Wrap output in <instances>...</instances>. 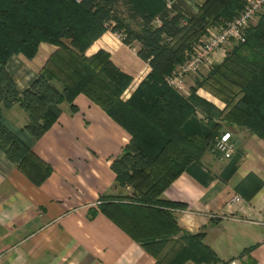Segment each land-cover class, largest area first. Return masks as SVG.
<instances>
[{
	"label": "trees",
	"instance_id": "1",
	"mask_svg": "<svg viewBox=\"0 0 264 264\" xmlns=\"http://www.w3.org/2000/svg\"><path fill=\"white\" fill-rule=\"evenodd\" d=\"M169 0H0V153L35 186L52 168L33 145L57 123L61 106L77 112L86 96L130 135L112 163L115 188L130 192L102 196L101 213L139 243L157 264H214L215 252L204 234H187L174 211L184 205L165 200V191L213 149L222 124L248 129L264 141V13L190 94L167 83L186 53L207 33L244 9V0H205L186 17ZM123 44L138 46L137 57L151 71L130 98L123 95L133 77L111 54L87 51L107 31ZM98 42L91 52L102 46ZM43 44L56 50L31 85L21 90L8 70L16 56L32 61ZM205 89L225 104L223 110L200 97ZM19 106L27 123L18 131L2 121V109ZM96 212L91 211L94 217Z\"/></svg>",
	"mask_w": 264,
	"mask_h": 264
},
{
	"label": "crops",
	"instance_id": "2",
	"mask_svg": "<svg viewBox=\"0 0 264 264\" xmlns=\"http://www.w3.org/2000/svg\"><path fill=\"white\" fill-rule=\"evenodd\" d=\"M204 2L176 0L175 8L192 17ZM101 40L103 45L91 52ZM136 49L107 31L87 51L88 57L108 52L133 77L124 101L151 71ZM18 60L29 62L14 57L8 64L13 76L20 68L13 67ZM198 95L225 108L201 89ZM75 105L77 112L63 104L57 123L33 145L35 154L52 168L40 186L0 153V264H157L99 210L102 196L130 192L115 188L111 168L130 135L86 96L79 95ZM225 132L232 135V158L208 151L163 198L184 205L174 211L180 228L187 234H204V243L218 258L214 264H264V141L236 125L222 124L219 136ZM235 196L242 201L232 203Z\"/></svg>",
	"mask_w": 264,
	"mask_h": 264
},
{
	"label": "built area",
	"instance_id": "3",
	"mask_svg": "<svg viewBox=\"0 0 264 264\" xmlns=\"http://www.w3.org/2000/svg\"><path fill=\"white\" fill-rule=\"evenodd\" d=\"M75 1L80 3L81 0ZM262 13H264V0H245L244 9L236 18L214 31L210 30L206 39H201L191 47L184 63L167 78L169 86L186 94L187 79L198 75L204 67L212 65L217 57L225 56L233 45L244 43L246 31ZM118 38L121 40L120 35ZM212 153L223 159L232 158L235 147L231 133L225 132L215 139ZM241 201L239 196H235L232 203L237 204Z\"/></svg>",
	"mask_w": 264,
	"mask_h": 264
},
{
	"label": "rangeland",
	"instance_id": "4",
	"mask_svg": "<svg viewBox=\"0 0 264 264\" xmlns=\"http://www.w3.org/2000/svg\"><path fill=\"white\" fill-rule=\"evenodd\" d=\"M170 1V2H169ZM168 2H169V7H173L174 5H175V3H176V0H169ZM199 0H190V2H192V3H194V2H198ZM245 1V0H244ZM263 14V13H262ZM261 14V15H262ZM261 15H259V17L255 20V22H254V24H253V26L254 25H256L257 23H258V21H259V18H260V16ZM217 29V27H209L208 28V30H207V33L205 34V35H203V37L201 38V39H206V37H207V35H208V32L211 30V31H214V30H216ZM110 31V30H109ZM111 32V31H110ZM115 34V36L117 37V39H119L118 38V35L116 34V33H114ZM102 38V37H101ZM100 38V39H101ZM99 39V40H100ZM200 39V40H201ZM97 42V41H96ZM95 42V43H96ZM122 42V41H121ZM197 42H199V41H197ZM196 42V43H197ZM94 43V44H95ZM123 43V42H122ZM135 46V45H134ZM236 45H233L229 50H228V52L226 53V55L225 56H219V57H217V59H216V62H214L212 65H216V64H220V63H222L223 61H224V59L232 52V50L234 49V47H235ZM128 48H131L132 49V47H129V46H127ZM56 50V48L55 47H53V46H49V45H46V44H43L42 46H41V48H40V51H39V54L37 55V57L35 58L36 60H35V62H33V61H29V62H22L21 60H20V62H19V60L18 61H15L14 63H16L13 67L15 68V67H20L19 68V70L17 71V73H16V76H14V78H15V80H16V82H17V84H18V86H19V88L21 89V90H24V89H26V88H28L30 85H31V83H32V81L37 77V75L39 74V72L41 71V69L44 67V65L46 64V62H47V60L49 59V57H50V55L54 52ZM104 51V50H103ZM187 54V53H186ZM185 59H186V56H185ZM184 59V60H185ZM24 61V60H23ZM13 61H11V63H12ZM184 63V62H183ZM183 63H181L180 65H182ZM180 65H178V67L180 66ZM212 65H210V66H208V67H204L202 70H201V72L198 74V75H196V76H192V77H190V78H188L187 79V83H186V94L188 95V94H190V90L192 89V88H194L195 87V85H196V79L199 77V78H205L207 75H208V73H209V71H210V69H211V66ZM178 67H176V69L178 68ZM175 69V70H176ZM175 70H174V72H175ZM9 72L10 73H13V71H10V68H9ZM173 72V73H174ZM132 84V83H131ZM201 90H203V91H205V92H207L205 89H201ZM199 91V90H198ZM207 93H209V92H207ZM197 94H198V92H197ZM201 94H203L204 95V93L203 92H201ZM210 94V93H209ZM212 95V94H211ZM213 96V95H212ZM214 97V96H213ZM210 98L211 100H213V101H216L214 98H216V97H214V98ZM206 100V99H205ZM219 100V99H218ZM221 101V100H220ZM222 102V101H221ZM216 103L217 104H219L220 105V103L218 102V101H216ZM2 121L4 122V124L6 125V126H9L12 130H15V131H18V130H20L21 128H23V126H24V124H26L27 123V115H26V113L19 107V106H16V107H14V108H11V109H2Z\"/></svg>",
	"mask_w": 264,
	"mask_h": 264
}]
</instances>
